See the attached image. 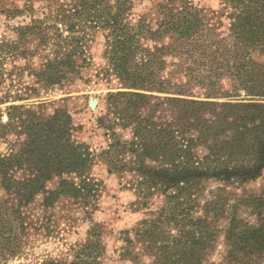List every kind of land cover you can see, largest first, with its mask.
<instances>
[{
	"label": "trees",
	"instance_id": "trees-1",
	"mask_svg": "<svg viewBox=\"0 0 264 264\" xmlns=\"http://www.w3.org/2000/svg\"><path fill=\"white\" fill-rule=\"evenodd\" d=\"M173 2H159L156 9L164 21L154 28L142 18L135 23L127 21L133 9L129 0H118L114 5L106 0H53L50 17L64 23L68 34L64 36L57 24L52 26V33L35 26L43 46L52 48L55 56L46 54L45 62L31 69L44 87L62 83L79 71L76 57L84 52L89 36L86 29H102L108 72L127 88L108 94L109 112L101 118L114 136L105 151L109 172H136L139 190L147 191L143 192L145 198L157 191L165 196L159 217L181 231L175 236L180 246L172 264H200L196 249L213 239L212 222L223 217L230 220L231 256L243 252L250 261L259 243L256 234L264 228V212L256 209L261 224L254 226L237 216L235 204L231 208L235 211L226 216L228 201L220 193L206 198L204 192L207 182L213 180L236 188L244 186L264 168V101L256 100L264 99V62H258L256 56L264 55V0H228L236 12L230 15L231 41L224 46L209 37L208 30L214 27L208 24L206 14L203 17L194 6L179 8ZM167 36L172 40L168 45L158 43ZM5 46L0 41V50ZM167 51L177 58L176 72L187 77L186 82L174 83L162 75ZM224 76L234 84V93L227 95L233 97L231 101L216 99L226 97L220 84ZM194 87L203 89V95H196ZM25 89L14 97L29 99ZM148 91L174 95L158 96ZM24 106L9 107L18 113L12 114L20 119L14 124L25 137L19 150L0 158V175L6 187L13 186L12 175H8L17 166L29 174L27 183H22L26 191L19 194L26 198L24 202H30L37 193H45L49 205L69 193L83 196L90 189L87 185L92 179L87 174L94 155L85 143L74 144L70 112L57 108L44 118ZM158 110H169L171 117L156 115ZM114 125L131 127L132 141L123 144ZM200 145L206 148L203 154L197 151ZM120 153H129L130 161L120 158ZM65 174H76L82 180L76 185L62 178ZM54 176L62 178L59 188L46 190V182ZM261 239L263 243L264 234ZM94 244L90 240L72 261L45 259L39 264H103L94 254Z\"/></svg>",
	"mask_w": 264,
	"mask_h": 264
},
{
	"label": "rangeland",
	"instance_id": "rangeland-1",
	"mask_svg": "<svg viewBox=\"0 0 264 264\" xmlns=\"http://www.w3.org/2000/svg\"><path fill=\"white\" fill-rule=\"evenodd\" d=\"M52 1L0 0V41L6 44L0 50V158L9 157L19 150L25 137L14 124L18 116L13 115L18 113L9 108L11 105L31 107L44 118L57 108H64L70 112L75 125L72 132L74 144L85 143L94 155L87 174L92 181L83 196L75 197L69 193L49 205L45 201V193L35 194L30 202H24L26 198L19 195L26 191L22 183H27V171L14 166V174L10 170L8 175V178L12 175L10 177L14 182L10 188L6 187L0 175V264H39L45 259L72 261L90 240L95 242L94 254L100 257L103 264H172L178 257L176 253L180 246L175 236L181 235V231L170 221L159 217L166 202L165 196L157 191L150 196L146 194L145 198L147 191L143 193L139 190L140 180L136 172H109L105 151L114 136L112 130L104 127L101 118L107 117L109 112L108 94L127 88H123L119 79L108 72L104 31L91 27L86 29L89 36L82 48L84 52L76 57L79 71L62 83L44 87L31 69L45 62L46 54L55 56L52 48L43 46L35 26L52 33V26L57 24L64 36L68 34L64 23L50 17L54 10L49 5ZM117 1L106 0L111 5ZM160 1L129 0L133 9L127 21L135 23L142 18L157 28L164 21V15L156 9ZM171 4L179 8L188 4L199 9L201 16L206 14L208 24L214 27L208 30L209 37L219 40L222 46L230 43L233 22L230 15L236 11L228 0H175ZM169 41L172 40L167 36L158 43L168 45ZM170 52H166L167 67L162 75L174 83H184L188 78L176 72L177 58ZM256 56L258 62H264V55ZM228 78L224 76L220 81L226 97H218L217 100L233 99L227 97L234 93V84ZM25 86L30 88L26 90ZM23 89L30 94L29 99L14 97ZM192 90L196 95H203L204 92L199 87ZM148 93L174 95L157 91ZM240 94L245 98L244 91ZM157 114L171 117L169 110H158ZM114 130L123 144L134 137L131 127L114 125ZM197 151L203 154L206 148L200 145ZM123 157L125 161H130L129 153L124 156L120 153V158ZM62 178L74 181L76 185L82 180L76 174H65ZM62 178L54 176L48 180L46 190L58 189ZM204 193L206 198L220 193L227 199L226 216L231 210L235 211L231 209L235 204L236 214L241 220L259 226L261 221L256 209L264 212V168L260 176L238 188L217 180L209 181ZM214 220L213 239L196 249L200 264H250L251 260L253 264H264V242L261 239L264 228L256 234L259 243L249 261L243 252L238 251L235 258L231 256L233 247L228 240L230 220L227 217Z\"/></svg>",
	"mask_w": 264,
	"mask_h": 264
}]
</instances>
